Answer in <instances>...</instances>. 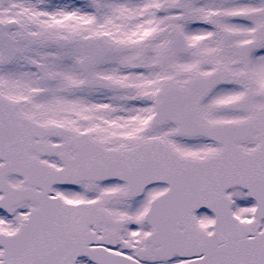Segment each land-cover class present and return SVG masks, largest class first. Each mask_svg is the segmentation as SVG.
Here are the masks:
<instances>
[{"label": "snow or ice", "instance_id": "obj_1", "mask_svg": "<svg viewBox=\"0 0 264 264\" xmlns=\"http://www.w3.org/2000/svg\"><path fill=\"white\" fill-rule=\"evenodd\" d=\"M0 264H264V0H0Z\"/></svg>", "mask_w": 264, "mask_h": 264}]
</instances>
